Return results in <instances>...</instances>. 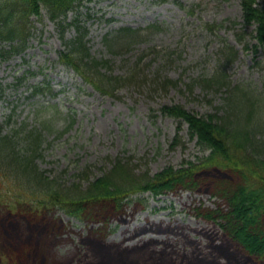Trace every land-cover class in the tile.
Returning a JSON list of instances; mask_svg holds the SVG:
<instances>
[{"label":"rangeland","instance_id":"374dc122","mask_svg":"<svg viewBox=\"0 0 264 264\" xmlns=\"http://www.w3.org/2000/svg\"><path fill=\"white\" fill-rule=\"evenodd\" d=\"M239 1L90 0L69 14L86 29L92 56L110 61L111 74L125 76L126 68L140 59L147 79L158 73L178 81L167 91L154 90L158 87L150 81L122 85L115 91L116 97L101 95L73 70L57 64V53L63 50L59 32L47 18L34 19L23 54L5 60L10 44L0 45V122L11 115V124L44 126L43 156L37 165L48 171V177L71 176L84 166L98 175L118 155L131 156L152 174L166 165L195 162L207 152L189 139L184 126L179 135L185 147L169 149L177 124L160 109L180 104L199 116L214 113L225 91L214 94L202 91L199 85H188L214 71L222 40L237 51L236 61L227 70L230 81L249 88L230 93L229 101L239 117H245L254 93L262 94L257 98L264 103V60L259 51L251 49L254 40L250 35L246 37L249 49H244L234 30L227 28L230 20H241ZM207 22L223 23V27L210 33L204 27ZM122 26L143 29L135 43H120L115 50H107L104 38H111L109 32ZM65 34L69 37L73 30ZM41 83L50 90L43 86V92L33 95V87ZM260 115L264 117V107ZM138 198L143 202L135 211L128 207L127 214L110 220L112 231H107L100 244L104 247L95 252L106 253L107 246L113 245L120 251L132 247V252H123L131 254L150 242L148 245L156 246L149 250L157 251L155 257L163 259V264L181 263L180 256L191 252L205 256L210 264L216 255L213 252L223 247L220 241L211 245L212 238L223 239L219 226L190 213L196 205L214 206L216 201L209 195L181 191L157 197L144 193ZM8 213H0V222ZM25 220L0 224V231L6 228L12 236L0 239V253H11L16 263L27 262L17 252L31 247L38 264H98L99 257L86 250L85 236L93 223L54 209L43 214L35 210ZM134 232L139 234L133 237ZM226 244L236 251L234 244ZM213 263L227 261L217 257Z\"/></svg>","mask_w":264,"mask_h":264},{"label":"trees","instance_id":"16d2710c","mask_svg":"<svg viewBox=\"0 0 264 264\" xmlns=\"http://www.w3.org/2000/svg\"><path fill=\"white\" fill-rule=\"evenodd\" d=\"M86 1L0 0V42L14 43L7 53H21L31 35V17L40 20L44 12L55 25L64 46L57 62L73 69L101 95L115 97L119 86L144 81L154 83L158 87L156 91L177 86V80L158 76V73L153 79H147L140 59L126 68L125 76L111 74L110 61L90 53L85 28L76 19L67 21L68 14L77 11ZM168 1L177 3V0H154L155 3ZM239 4L241 20H230L227 28L234 30V36L244 49H249L246 37L250 35L254 40L251 49L255 53L259 51L263 59L264 0H240ZM204 27L215 33L223 23L207 22ZM70 28L74 34L66 37ZM248 28H252L251 33L247 32ZM142 29L118 28L111 38H104V44L107 50H115L120 43L131 45ZM236 59L237 51L222 40L214 71L193 79L188 85H199L202 91L214 94L225 89L214 113L198 116L180 104L162 106L161 114L178 121L170 146L184 147L179 132L186 125L189 139H195L207 153L197 157L195 162L188 161L177 168L167 166L153 175L146 167L134 163L131 156H124L109 162L110 167L102 168L97 176H91L89 166H84L69 177L61 174L48 177L37 165L43 156L44 126L26 122L11 124L9 115L0 122V213L6 210L11 220L23 223L35 210L43 214L54 209L86 223H102L99 228H89L85 236L86 250L99 257L98 264H108L119 257L116 249L112 247L106 253L94 249L104 247L100 244L104 243L110 220L120 217L125 206L134 204L132 195L150 192L156 196L175 190L206 192L220 201L215 208H194V215L219 226L223 239L218 241L224 247L219 246L217 253L213 252L216 255L212 256L210 264H215L217 257H223L227 264H264V117L257 112L256 104L248 100L245 117L240 118L229 101L230 93L241 88L231 84L227 73ZM34 91L40 93L37 87ZM226 242L234 244L236 251ZM212 243L217 244V240L212 239ZM194 253L183 254L178 264H206L209 260ZM17 254L27 262L13 264H38L31 247H24ZM1 256L15 260L9 252L0 253ZM150 257V264H161L154 252ZM135 263L145 264L146 257L139 256Z\"/></svg>","mask_w":264,"mask_h":264}]
</instances>
